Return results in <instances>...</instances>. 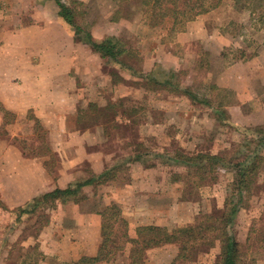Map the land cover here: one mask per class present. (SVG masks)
I'll return each instance as SVG.
<instances>
[{
    "label": "rangeland",
    "instance_id": "1",
    "mask_svg": "<svg viewBox=\"0 0 264 264\" xmlns=\"http://www.w3.org/2000/svg\"><path fill=\"white\" fill-rule=\"evenodd\" d=\"M61 1L71 10L74 26L81 27L80 31L58 15L55 0L27 3L20 17V0H0V38L12 34L19 23L43 22V10L57 14L73 37L77 54L71 59L81 61L71 71L77 74V85L86 89V96L68 117L66 130L86 135L79 139L85 172L79 181L115 169L107 182L86 186L88 198L83 201L98 209L103 203L99 198L107 189H120L136 177L142 183L136 186L138 195L130 205L141 218L152 214L149 220L155 218V226L169 230L206 222L215 208L224 207L232 173L223 167L217 181L197 186L176 153L227 151L232 156L231 144L241 140L245 129L264 123V24L247 12L236 11L230 3L175 30L173 23H145L135 0ZM86 31L98 42L116 36L134 54L122 57L124 63L102 58L85 43ZM2 46L12 48V44L0 43ZM93 94L96 101L90 100ZM0 109V136L5 138L10 135L6 126L13 123L15 114L1 104ZM34 116L28 113L31 124L25 137L10 136L9 140L21 146L27 156L43 161L55 181L66 168L65 158L54 152L49 126ZM256 149L259 147L252 146ZM62 204L42 203L37 213L21 218L18 207L9 213L0 205V264H20L21 256L39 246L37 239L44 227L40 231L34 228L38 215L44 217L39 224L45 218L50 222ZM244 205L231 230L243 244V255L248 250L244 257L252 264H264L263 248L257 242L247 244L253 221L264 212V163ZM114 231L115 241L124 246V229ZM163 247L165 251H146L143 264H218L220 246H212L209 240L192 241L187 257L180 259L178 244ZM121 250L110 260L117 254L121 257ZM116 262L130 264V259Z\"/></svg>",
    "mask_w": 264,
    "mask_h": 264
},
{
    "label": "crops",
    "instance_id": "2",
    "mask_svg": "<svg viewBox=\"0 0 264 264\" xmlns=\"http://www.w3.org/2000/svg\"><path fill=\"white\" fill-rule=\"evenodd\" d=\"M32 1L20 0L19 17L26 10L25 4ZM42 13L43 22L36 19L34 23H19L12 34L0 38V43L12 44V48L0 47V104L15 114L13 123L6 126L9 137L27 135V126L31 124L27 120L29 112L35 114L36 121L49 126L51 146L56 154L64 156L66 168L55 181L51 180L43 161L27 156L21 146L11 143L8 135L0 136V205L8 212L56 187L66 189L85 176L79 139H85L86 135L66 130L68 117L85 101L86 89L77 85V74L71 71L79 67L81 59L77 63L71 59L77 54L76 46L59 14L54 16L46 10ZM90 100L96 101L94 94ZM2 124L0 114V127ZM139 182L142 183L134 177L120 189H107L105 196L99 198L103 203L98 209L87 207L85 201L62 204L37 239L44 255L38 264H77L83 256L97 255L102 243V213L112 203L119 204L128 220L130 237L139 225H155L152 221L155 218L149 220L152 214L141 218L130 205L138 195ZM95 198L96 204L98 197ZM125 245L121 257L117 254L115 259L101 264H118L116 261L122 258L129 260L133 245L130 242ZM155 250L165 251L163 246Z\"/></svg>",
    "mask_w": 264,
    "mask_h": 264
},
{
    "label": "trees",
    "instance_id": "3",
    "mask_svg": "<svg viewBox=\"0 0 264 264\" xmlns=\"http://www.w3.org/2000/svg\"><path fill=\"white\" fill-rule=\"evenodd\" d=\"M59 6V16L68 24L74 26L71 10L62 3L55 0ZM140 4L145 23L151 26H161L165 23H173L172 29L185 23L195 20L198 16L219 8L225 3L238 12H247L249 17L264 24V0H135ZM137 4V3H136ZM228 23H232L229 21ZM76 31L81 27L74 26ZM178 28V29H179ZM85 43L91 46L92 50L102 58L124 63L121 60L124 56L134 54L131 47H127L121 39L116 36L107 37L102 42L95 41L89 31L85 32ZM122 65V64H121ZM241 140L231 144L233 155L226 153L215 154L211 151H197L185 153L177 151L176 156L187 166L188 174L195 177L199 185L215 182L223 167L232 173L231 188L226 197L223 208H215L212 215L207 217L206 222H199L197 225L179 227L173 230L155 225L139 226L135 228L133 237L129 236V223L123 216L121 208L117 204L108 206L102 213V243L95 256H83L77 264H101L109 261L113 255L124 246L119 245L114 239L119 228L124 229L123 237L125 244L132 243L130 264H143V257L149 249L161 247L167 244H178L179 254L177 259L186 258L191 249V242L197 239L209 240L212 246L216 243L220 246V253L217 259L218 264H252L244 255L248 250L242 251L243 244L231 230L236 214L244 206L246 198L252 193L254 184L260 178V171L264 163V123L262 125L246 128ZM259 149L252 150V146ZM115 170V169H114ZM113 170V171H114ZM113 171H103L98 176L90 177L84 181H78L66 189L59 187L33 198L29 204L19 207L17 215L22 217L26 213H37L40 204H55L82 202L88 196L84 194V188L91 184L105 183L111 178ZM103 178V179H101ZM236 197V198H235ZM32 206L33 208H28ZM42 215H38L35 222L36 230L40 231L49 224V219L39 224ZM119 225L115 229V226ZM257 242L264 250V212L255 219L249 230L247 244ZM38 245V244H36ZM43 259V252L39 246H35L32 252L21 256L20 264H38ZM253 261L252 258L249 259Z\"/></svg>",
    "mask_w": 264,
    "mask_h": 264
}]
</instances>
